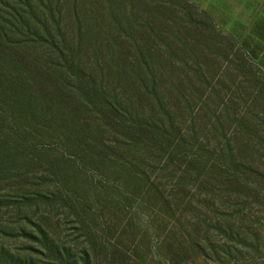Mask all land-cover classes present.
Masks as SVG:
<instances>
[{
    "label": "rangeland",
    "instance_id": "obj_1",
    "mask_svg": "<svg viewBox=\"0 0 264 264\" xmlns=\"http://www.w3.org/2000/svg\"><path fill=\"white\" fill-rule=\"evenodd\" d=\"M52 1L89 32L63 69L79 91L0 84V264H264V69L242 4Z\"/></svg>",
    "mask_w": 264,
    "mask_h": 264
},
{
    "label": "trees",
    "instance_id": "obj_2",
    "mask_svg": "<svg viewBox=\"0 0 264 264\" xmlns=\"http://www.w3.org/2000/svg\"><path fill=\"white\" fill-rule=\"evenodd\" d=\"M75 4L77 9L78 3L75 2ZM20 5L21 8L7 7L8 11L0 8V84L4 85L5 82H8L10 87L15 88L17 85L15 82L18 79V83H21L20 81L25 82L37 76L39 79L51 83L48 87L52 90L43 88V91L58 93L62 100L71 96L76 98L79 88L71 87L69 83H65L68 76L63 69L74 71L79 68L89 32L86 33L80 26L76 36H73L74 34L63 29L61 19L56 17L58 7L54 6L52 0H24ZM58 14L60 13L58 12ZM29 44L48 47L49 52L37 53L33 51V53L48 63L51 61L50 64L53 66L51 69L39 64L38 59H33L32 56L28 57L26 53H29V49L26 50V46L16 48L17 45ZM71 75L72 73L69 76L71 77ZM73 75L76 74L73 73ZM74 79L82 84L85 78L77 76ZM95 90L90 81L85 84V91ZM39 91L43 93L41 90ZM47 116L51 118L50 115L47 114Z\"/></svg>",
    "mask_w": 264,
    "mask_h": 264
},
{
    "label": "crops",
    "instance_id": "obj_3",
    "mask_svg": "<svg viewBox=\"0 0 264 264\" xmlns=\"http://www.w3.org/2000/svg\"><path fill=\"white\" fill-rule=\"evenodd\" d=\"M234 9L242 11L245 42L249 50L256 55L259 66L264 69V0H228Z\"/></svg>",
    "mask_w": 264,
    "mask_h": 264
}]
</instances>
